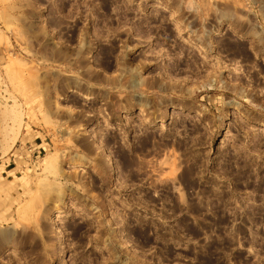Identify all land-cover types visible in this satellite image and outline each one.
<instances>
[{"label": "rangeland", "instance_id": "1", "mask_svg": "<svg viewBox=\"0 0 264 264\" xmlns=\"http://www.w3.org/2000/svg\"><path fill=\"white\" fill-rule=\"evenodd\" d=\"M263 45L264 0H0V264H264Z\"/></svg>", "mask_w": 264, "mask_h": 264}, {"label": "bare ground", "instance_id": "2", "mask_svg": "<svg viewBox=\"0 0 264 264\" xmlns=\"http://www.w3.org/2000/svg\"><path fill=\"white\" fill-rule=\"evenodd\" d=\"M261 42V41H260ZM234 45V44H233ZM238 45V44H237ZM264 46V45H263ZM237 47V46H236ZM244 47V46H243ZM231 48V47H230ZM234 48V47H233ZM233 48L231 49V51L233 52L234 50H233ZM236 49V48H235ZM239 51H240V49H239ZM258 51V50H257ZM261 51H263V53H264V50H262V48H261ZM234 53V52H233ZM241 53V52H240ZM235 54V53H234ZM249 57V56H248ZM249 60V59H248ZM237 76H239V75H237ZM236 76V77H237ZM238 79H239V77H237ZM237 78H236V80H237ZM241 79V78H240ZM239 79V80H240ZM144 80V79H143ZM159 80V79H158ZM243 80V79H242ZM145 81V80H144ZM143 81V82H144ZM161 81V80H160ZM142 82V81H141ZM156 82V81H155ZM242 83H243V81H242ZM261 84V83H260ZM235 85H237V84H235ZM240 85V84H239ZM242 86V85H241ZM244 86L245 85H243V87L242 88H244ZM237 88V87H236ZM239 89V88H238ZM100 142H102V141H100ZM106 151H107V149H106ZM105 158H106V156H105ZM104 158V159H105ZM110 158H111V156H110ZM107 159V158H106ZM111 161V160H110ZM114 162V161H113ZM113 165V164H112ZM110 166H111V164H110ZM115 167V166H114ZM114 167H111V170H110V172L112 171L113 172V174L115 175L116 174V169H114ZM111 174V173H110ZM116 178H118V177H116ZM63 195V194H62ZM55 216V215H54ZM57 216V215H56ZM60 216H62V215H60ZM58 232V231H57ZM60 232V231H59ZM58 232V233H59ZM62 233V232H61ZM11 235V233H9V232H1V234H0V236H2V238H8L9 236ZM8 241V240H7Z\"/></svg>", "mask_w": 264, "mask_h": 264}]
</instances>
